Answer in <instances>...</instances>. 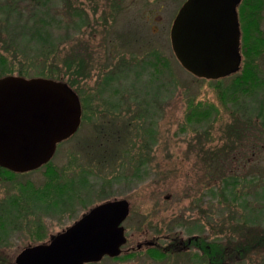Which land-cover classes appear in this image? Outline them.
I'll list each match as a JSON object with an SVG mask.
<instances>
[{
  "label": "rangeland",
  "instance_id": "1",
  "mask_svg": "<svg viewBox=\"0 0 264 264\" xmlns=\"http://www.w3.org/2000/svg\"><path fill=\"white\" fill-rule=\"evenodd\" d=\"M183 1L52 0L49 11L58 18L55 34L64 35L67 30L64 36L70 39L54 53L38 57L37 49L22 52L19 43L11 44L3 29L6 23L0 19V53L11 70L8 75L63 80L89 100L91 107L90 111L86 108L89 119L57 145L47 164L26 173L0 168V222L6 221L0 231V264H13L24 246L47 240L91 207L120 198L130 204L123 225L134 231L145 228L152 233L158 227L160 231L185 232L203 220L207 264H264V126L255 137V125L248 126L244 116L233 110L231 96L219 93L227 83L237 80V74L246 78L251 66L252 76L264 81V0L258 17L262 33L249 25L246 44L242 43L245 27L241 21L244 17L246 22H255L249 13V3L254 0L243 7L244 16L240 12L242 0L237 6L240 65L231 75L218 79L191 74L174 56L169 30ZM17 5L28 18L31 2L21 0ZM73 13L84 17L80 30H72L78 20ZM152 54L160 61L154 62L153 72L151 67L144 68L143 78L154 74L156 80L161 77L171 83L172 79L175 87L168 88V93L173 90L170 97L152 107L159 113L156 144L150 148L141 138L146 125L144 115L140 118L144 105L129 100L141 89L129 86V82L140 74V61L148 64ZM41 68L54 74L40 75ZM255 68L257 74L253 73ZM24 69L29 73L18 74ZM107 74L114 80L103 88L101 82ZM112 109L116 113L110 116ZM113 115L117 123L112 127L107 122ZM213 150L227 151L215 155L216 165L209 157ZM138 153L147 167L132 175L137 164L132 157ZM51 171L58 183L61 179L75 181L88 172L91 183L74 196L62 214H54L50 208L41 213L44 210L36 207L43 203L33 200L25 208L27 200L37 199L38 188L49 185L53 189L48 182ZM231 175L240 180L233 191L235 201L230 199L232 186L223 187L224 178ZM29 189H34L33 195ZM243 198L247 200L240 205ZM14 199L16 206L10 208ZM178 221L182 223L174 226ZM214 245L217 248L213 250Z\"/></svg>",
  "mask_w": 264,
  "mask_h": 264
},
{
  "label": "water",
  "instance_id": "2",
  "mask_svg": "<svg viewBox=\"0 0 264 264\" xmlns=\"http://www.w3.org/2000/svg\"><path fill=\"white\" fill-rule=\"evenodd\" d=\"M241 0H185L169 30L176 59L197 77L218 78L240 65ZM81 104L63 80L47 77H0V166L23 172L36 169L54 154L56 144L79 127ZM125 198L93 206L46 244L25 249L16 264H83L115 254L124 241L121 222Z\"/></svg>",
  "mask_w": 264,
  "mask_h": 264
},
{
  "label": "trees",
  "instance_id": "3",
  "mask_svg": "<svg viewBox=\"0 0 264 264\" xmlns=\"http://www.w3.org/2000/svg\"><path fill=\"white\" fill-rule=\"evenodd\" d=\"M21 0H1L0 1V19L5 21V28L4 31L6 32L7 40L11 42V44L19 43V49L22 52L26 51H34L37 49L38 53L35 54L36 57H38L39 54L44 53V55L52 54L55 52L56 47L63 43H66L69 41V36L67 35V30H64V35H57L55 34V28L57 27L58 18L55 17L53 13H51L49 3L52 2V0H28L31 2L30 9L31 14L28 18L24 17V13L21 9H18L17 3ZM25 1V0H24ZM263 0H254L249 3V0H242L241 3V9L240 12L242 13V16H244V9L246 5L249 3V13L250 16H253L255 19L254 23L246 22L244 21V17L242 18V27H245V32L243 33L242 37V43L245 44L246 39L249 34V25L254 26L255 30L261 34L260 31V25L258 22V17L261 10V3ZM74 16H77L78 20L74 21L73 29L72 30H80L82 26L85 24L84 17L80 13H73ZM248 20V19H247ZM252 20V19H251ZM264 35V34H263ZM258 52V51H257ZM255 52L254 57L259 53ZM153 59L151 60V58ZM152 57L150 55V61L148 64L146 61L141 60L140 63L142 64V68H140V74H137V76L134 78L132 82H129V86L136 87L138 89H141V93L139 95L131 94L132 96L129 98L132 102H136L135 104L140 105L142 102L144 107L142 108V111H140V118L143 116V120L145 121L146 125L144 126V134L141 135V138L144 140L145 144L148 143L149 147L152 148L156 144V127L158 122V109H152L154 105L158 106L159 103L165 100L166 98L170 97L172 94L171 92H167L168 88L172 85V87H175V82H165L163 79H160L159 77L156 80V75L154 74H146L145 78H143L144 74H141L142 71H144V68L151 67L154 71V68L156 65H154L155 61H160V58L157 54H152ZM146 59V58H145ZM74 62V61H73ZM145 65V66H144ZM74 65H71L73 67ZM9 66L6 63V59L4 58V55L0 53V76L4 74L9 73L11 70L8 68ZM52 67V66H51ZM248 71V74L246 78L240 76L237 74V80L234 82L227 83L225 86H223L219 93L222 95L231 96L235 103V108L233 110L235 112H240L242 116H244L242 119L247 123L248 126H251L254 124L255 132L254 136L258 137V133L261 132V126H264V81L261 78H258L257 75L252 76L251 72L253 71V66ZM255 71L253 73L257 74V69H254ZM53 70L47 71V73L44 71L43 68L39 70L37 73L40 75L48 74L47 76H51ZM29 72L24 70H20L18 74L25 75ZM122 73V72H121ZM61 74V72H59ZM112 74V73H111ZM231 75V74H230ZM158 77V74H157ZM226 77V76H223ZM118 79V78H115ZM114 80V76L112 75H105L102 79L103 88L105 86L112 83ZM146 80V82H144ZM138 85V86H137ZM248 98H246V96ZM81 104L83 107V116H82V123L83 121H87L89 119V115L87 117V110L90 107L89 100H87L85 97L82 98L80 96ZM139 100V101H138ZM91 102V101H90ZM141 103V104H142ZM142 106V105H140ZM87 108V110H86ZM91 108V107H90ZM93 108V107H92ZM90 111V110H88ZM110 116L112 114L116 113L115 110H111ZM112 113V114H111ZM207 113H202V119L205 117ZM116 118L114 115L111 117V120H109L107 123H111L112 127L115 125ZM106 123V124H107ZM122 125V124H121ZM123 126H127V123ZM232 129V128H231ZM230 132V129H229ZM237 133V131H236ZM149 148V149H150ZM221 153V150H213L210 152V156L213 159L214 165L217 164L216 156H219ZM226 152H222L221 154H226ZM138 156V158H137ZM136 160V166L132 168L131 174L132 175H139V172L145 171L147 167L146 160L142 159L138 154H135L132 159ZM220 161V160H219ZM218 161V163H219ZM216 163V164H215ZM1 169H4L0 166ZM89 173H81L77 180L75 181H69L67 179H61L59 180V183L56 182L57 175L53 173V171L50 172V176L48 179V182L53 186V189H50L49 185L44 187L43 189L38 188L39 193H37V199H31L30 201L27 200L28 203L25 208H28L31 206V201H37L40 203H43V206L37 205L36 209H43L46 211L50 207H57L59 206V210H62V208L68 207L69 204L72 203L74 196L78 195V192L82 190L85 187H88L91 183L89 179ZM240 180L238 179V176L231 175L226 178H224V188H228V186H232L229 191L232 192V195H230L231 201H235V197L237 195L233 192L235 191V186L237 183H239ZM48 184V183H47ZM92 185V184H91ZM34 189H29L31 194L33 195ZM264 194V188L262 192ZM264 197V195H263ZM246 198H243V200L240 202V205L246 202ZM14 203L9 204L10 208L15 207L17 200H13ZM2 212V211H1ZM261 213V211H259ZM3 215V214H2ZM1 219V218H0ZM6 221L0 222V231L5 226ZM263 237L260 239L262 240ZM217 248L216 245L213 246V250Z\"/></svg>",
  "mask_w": 264,
  "mask_h": 264
},
{
  "label": "flooded vegetation",
  "instance_id": "4",
  "mask_svg": "<svg viewBox=\"0 0 264 264\" xmlns=\"http://www.w3.org/2000/svg\"><path fill=\"white\" fill-rule=\"evenodd\" d=\"M82 116L83 107L81 104V121ZM128 208L129 212L130 204ZM64 209L65 208L59 210V206H57L54 208L50 207L49 211L53 212L54 214H56L57 211H61L58 213L62 214ZM87 211H89V209ZM43 212L45 214L47 213L46 211H41V213ZM84 213H82L79 218H81ZM128 214L121 222L123 227L124 241L119 246V250L115 254L105 253L98 259L84 261L83 264H207L208 252L206 250L207 232L205 231V221L201 220L199 225L196 223V227L185 231L187 234L182 230L177 232L171 231L170 229L167 231H160L158 227L155 228L154 232L150 233L149 231L145 230V228H143L145 231H139V229H137L138 231H134L127 225H123V222L129 216ZM74 222H72V224ZM180 223H182V221H178L174 226L177 224L180 225ZM72 224L62 228L60 231H57L54 234H50L47 240L24 246L20 249L17 255L29 247L48 243L50 241L49 239L53 235L63 232ZM202 245H204V247ZM17 255L14 258L13 264H16L15 259ZM234 263L235 262H233V264Z\"/></svg>",
  "mask_w": 264,
  "mask_h": 264
}]
</instances>
